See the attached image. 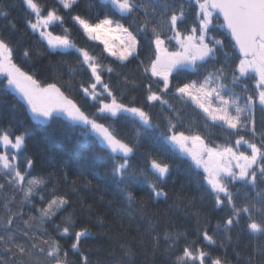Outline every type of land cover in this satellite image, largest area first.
<instances>
[{
  "label": "snow or ice",
  "instance_id": "1",
  "mask_svg": "<svg viewBox=\"0 0 264 264\" xmlns=\"http://www.w3.org/2000/svg\"><path fill=\"white\" fill-rule=\"evenodd\" d=\"M21 2L28 11L27 29L38 34L46 45L22 49L18 61L11 38L0 34V75L6 79V86L20 94L41 123L54 121L62 114L73 125L84 126L85 135H98L109 150L103 155L111 161L109 172L126 194L128 208L136 206L140 218L148 216V221L143 232L137 226L135 234L121 224L122 230L115 237L104 228L102 219L101 231L96 234L87 226L77 227L71 215L61 216L57 223L55 218L71 206V198L55 189L48 197L42 194L48 181L32 175L36 161L26 154L29 130L16 134L3 127L0 178L5 183H0V191L8 189L12 195L3 204L6 215L0 217V264H69L70 252L78 257L75 264H137L140 254L142 264H156L161 251L169 258L167 264H264V0H107L120 18L106 14L95 23L80 14L72 15L79 0H56L52 7L42 6L40 0ZM62 11L89 39L103 45L101 56L107 53L122 64L137 61L144 78L142 103H125L110 80L105 81V72L113 74L115 69L105 67L101 57L77 48L69 30L63 27ZM7 14L0 11V16ZM189 14L193 15V23L187 25ZM129 17H133V22L126 26L121 21ZM9 23L12 29L16 28ZM56 27L61 28L60 34L55 33ZM218 27L226 31L217 35ZM143 38L151 52L146 59L140 58ZM70 49L78 54L77 64L89 77L87 86L80 83L78 91L95 102L91 114L57 83L42 82L39 77L44 69L34 63L37 57L60 55ZM250 82H254L251 88ZM124 83L134 89L141 86L127 77ZM166 96L194 105L206 118L204 128H218L224 133L225 142L218 144L199 129L183 127L179 110ZM154 106L161 110L167 106L170 113L165 117L163 131L150 110H146ZM257 109L261 113L260 127ZM120 114H126L122 119L132 118L135 135L131 140L120 135L117 122L110 119ZM144 141L170 146L169 151L174 149L189 158L191 180L202 192L201 201L207 196L213 202V211L227 209L212 234L207 217L200 225L202 213L195 207L196 198L183 195V185L175 199L186 201L184 208L195 209L190 213L198 226L194 238L189 239L186 231L158 230V220H153L145 209L148 202L169 198L166 184L172 165L151 150L142 153L143 167L134 165L132 159L140 153ZM141 185L148 189L147 200L138 199L132 190ZM17 192L23 195L20 206L13 211ZM25 202L38 215L28 214V219H24ZM87 207L91 212V205ZM121 214L131 216L132 212L121 210ZM154 215L163 219L167 213L158 211ZM46 222L52 225V231L45 227ZM241 223V231L258 240L244 254L238 246H232L231 236ZM221 232L223 239L218 241ZM94 235L107 237V247L100 244L85 248L84 240ZM64 239L71 241L67 247L62 243ZM213 246L221 252L213 255ZM101 251L105 253L103 258L93 261L91 257Z\"/></svg>",
  "mask_w": 264,
  "mask_h": 264
},
{
  "label": "trees",
  "instance_id": "2",
  "mask_svg": "<svg viewBox=\"0 0 264 264\" xmlns=\"http://www.w3.org/2000/svg\"><path fill=\"white\" fill-rule=\"evenodd\" d=\"M42 6L52 7L56 5V0H40ZM0 11L8 13L6 16H0V34L11 38L13 45L16 48V56L19 61L21 57V50L24 48H39L46 42L39 40L38 34L31 33L27 29L25 20L28 18V11L21 0H2L0 3ZM65 16L63 27L69 30L70 38L76 44L77 48H84L95 56L101 57L105 67H113L115 73L107 74L105 72V81L110 80V84L118 95H122L125 103L135 101L142 103L144 98L143 76L142 69L137 68V61L124 62L123 64L116 61L114 57L107 56L103 53V45L97 41L89 39L82 29L74 21L69 19L66 12L61 13ZM80 14L89 19L90 22L95 23L98 18H103L104 15H113L115 18L120 17L116 15L110 7L107 0H79L78 5L72 9V15ZM16 25L12 29L11 24ZM126 26L133 22V17L123 19L121 21ZM193 23V15L189 14L187 25ZM55 33L60 34L61 28L56 27ZM223 28L217 29V35L224 32ZM51 51V50H49ZM151 55L148 41L146 38L142 39L141 43V59H146ZM78 54L75 50H67L66 53L57 55L53 53L51 56L45 55L43 57L35 58V65L38 68L44 69L43 74L39 77L45 83H57L66 95L74 99L79 105L83 107L89 114L92 113L91 105L95 102L83 96L78 91L80 83H87L89 81L88 74L81 71L77 64ZM131 60V58H130ZM75 69V71H73ZM119 73L120 75H116ZM125 77L128 80L135 79L141 86L133 88L131 85L124 83ZM191 78H195L192 76ZM179 79H186L180 77ZM0 128L7 127L16 134L23 133L26 129L29 130L27 136L26 154L35 158V166L33 167L32 175L34 177H42L48 181L44 187L42 194L48 197L53 189L58 194H67L72 201L65 212L58 215L55 220L57 223L61 222V216L67 217L71 215L77 222V227L87 226L92 233L96 234L101 231L99 220L104 221V228L110 229V234L115 237L122 229L123 224L128 231L135 234V229L140 226L143 232L147 227L148 216L142 220L139 212L128 208L126 194L118 187L115 178L110 174L109 169L111 161L104 156L103 153L109 150L104 146L101 140L91 132L87 135L84 133L87 129L81 125H73L64 116L58 115L54 121L48 123H41L33 117V114L28 109L26 103L22 98L7 87L6 79L0 75ZM175 82V81H174ZM254 82L249 83V88L253 86ZM239 91V88H237ZM169 103L179 110L180 116L183 120V127L195 128L210 136L218 144L225 142L224 133L218 128L209 126L204 128L205 117L195 108L194 105L185 104L183 101L177 100L175 97L166 96ZM150 110L154 119L160 123L161 131H163L166 123L165 117L170 115L167 106L161 110L160 106H154ZM126 114H120L118 117L110 118L116 121V128L120 135L125 139L131 140L134 138V125L131 122L132 118L122 119ZM257 126L260 127L261 113L259 109L256 112ZM175 122V121H174ZM170 146L153 145L149 141H144V146L132 159V163L136 166L143 167L142 153L146 150L153 151L159 158L164 159L172 165L171 175L167 178L166 191L169 192V198L165 201L161 198L158 203L148 202L145 211L151 216L153 220H158V230L163 232L179 231L188 233L189 239H193L197 229L196 219L191 216V212L195 209L184 208V203L178 202L175 199L177 191L181 185L184 186V193L188 198H196V208H199L202 216L200 225L204 224V217L210 220L208 231L212 234L217 221L223 220L227 214V209L223 211H213V202L210 197H205L201 201L202 192L197 189L195 183L191 180L190 165L191 161L181 153H175V150L169 151ZM175 153V154H174ZM2 175V174H0ZM90 182V183H89ZM0 183L5 181L0 178ZM133 192L138 199L147 200L148 189L145 185L139 187L134 186ZM12 195L8 189L0 191V217L6 215V209L3 204L4 201ZM16 201L12 205V210L16 211L21 204L22 193H15ZM180 203L177 208L176 204ZM88 205H91V212L88 210ZM121 210L132 212V215H122ZM167 213L163 219H159L154 214L157 212ZM24 219H28V214H37L35 210L24 203ZM187 213V214H186ZM38 215V214H37ZM17 223L23 227L20 220ZM131 225V227H129ZM52 231V225L45 223ZM244 225L241 223L240 228H234L231 232L232 246H238L242 254L251 250V246L258 242V240L247 232L241 231ZM53 235L55 233L53 232ZM130 239V237H128ZM107 237L94 235L92 239L84 240L85 248H96L100 244H105ZM147 240V237L145 238ZM218 241L223 239L221 232ZM62 243L67 247L71 241L64 239ZM163 240L161 245L163 248ZM245 245L249 247L245 249ZM107 247V244H105ZM150 249V244L148 245ZM140 252V250H137ZM213 255L219 254L221 249L213 246L211 248ZM105 253L101 251L99 255H93V261L102 259ZM231 246L229 247V256H231ZM168 257L161 251L156 258V264H167ZM78 257L69 253V264H75ZM137 264H142L143 255H137Z\"/></svg>",
  "mask_w": 264,
  "mask_h": 264
},
{
  "label": "rangeland",
  "instance_id": "3",
  "mask_svg": "<svg viewBox=\"0 0 264 264\" xmlns=\"http://www.w3.org/2000/svg\"><path fill=\"white\" fill-rule=\"evenodd\" d=\"M79 26V25H78ZM83 31V30H82ZM87 36V35H86ZM94 41V40H93ZM97 42H99V41H97ZM100 43V42H99ZM2 76V75H1ZM11 88V87H10ZM11 90L12 91H14L16 94H18L19 96H20V94L14 89V88H11ZM21 97V96H20ZM60 116H63L62 114L60 115ZM36 119V118H35ZM37 121H40L39 119H37ZM95 134V133H94ZM96 135V134H95ZM100 140H101V138L98 136V135H96Z\"/></svg>",
  "mask_w": 264,
  "mask_h": 264
},
{
  "label": "water",
  "instance_id": "4",
  "mask_svg": "<svg viewBox=\"0 0 264 264\" xmlns=\"http://www.w3.org/2000/svg\"><path fill=\"white\" fill-rule=\"evenodd\" d=\"M110 4V3H109ZM110 6H111V4H110ZM112 7V6H111ZM114 10V9H113ZM115 11V10H114ZM116 12V11H115ZM117 13V12H116ZM118 14V13H117ZM119 15V14H118ZM220 20H222V17L220 18Z\"/></svg>",
  "mask_w": 264,
  "mask_h": 264
}]
</instances>
